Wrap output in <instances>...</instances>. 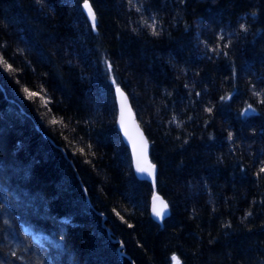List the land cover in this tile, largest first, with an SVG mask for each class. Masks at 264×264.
Returning a JSON list of instances; mask_svg holds the SVG:
<instances>
[{
  "label": "trees",
  "instance_id": "trees-1",
  "mask_svg": "<svg viewBox=\"0 0 264 264\" xmlns=\"http://www.w3.org/2000/svg\"><path fill=\"white\" fill-rule=\"evenodd\" d=\"M90 1L98 32L78 0H0V264H264V0ZM113 78L149 139L163 227Z\"/></svg>",
  "mask_w": 264,
  "mask_h": 264
},
{
  "label": "water",
  "instance_id": "water-1",
  "mask_svg": "<svg viewBox=\"0 0 264 264\" xmlns=\"http://www.w3.org/2000/svg\"><path fill=\"white\" fill-rule=\"evenodd\" d=\"M91 22L93 24L92 20H91ZM96 22H97V20L95 17V25H96ZM119 89H120V91H117V89L115 91L116 104H117V108H118V116L116 119L117 129L119 130V132L121 134L123 142L128 146V148L131 152L134 174L136 175V177L138 179L149 182L151 187H152L153 194L150 198V205H149L150 217L154 221H156L157 223L162 225L164 220L170 215L171 207H170L168 201L164 198V196L160 192L157 191V184H156L157 167L150 160V142L148 140V137H147L144 129L141 127V125H140V123L136 117L134 108L132 106V103H131V100H130L128 94L122 88H119ZM122 111H123V115H124V124L128 128V131L131 134V138H129V136L125 135L124 128L121 127ZM247 114L248 115L252 114L251 108L248 109ZM141 138L145 142L146 146L144 148L143 155L140 157V164H141V166L154 165L155 167L152 170V173H153L152 175H149L148 173H141V172L137 171V157H138V154L140 151V140H141ZM134 142H135V147H134ZM154 198H156V199H154ZM161 201H163L164 203L167 204V208L164 209L165 214L162 217H156L153 213V207L155 205V207L157 209H160ZM104 226L106 227V229L110 235L109 229L107 228V226L105 224H104ZM118 241L119 240H117V239H113V242H118ZM121 247H123V244H120L119 249ZM119 249H118V251H119V253H121V251ZM122 252L125 256L130 258V256L128 255V253H126V251L123 250Z\"/></svg>",
  "mask_w": 264,
  "mask_h": 264
},
{
  "label": "snow or ice",
  "instance_id": "snow-or-ice-1",
  "mask_svg": "<svg viewBox=\"0 0 264 264\" xmlns=\"http://www.w3.org/2000/svg\"><path fill=\"white\" fill-rule=\"evenodd\" d=\"M84 8H86V9L88 10V15H89V17H91V19H92V21H93V25H92V26H93V28H95V14H94V12H93V10H92V8H91V5L88 3V0H84ZM145 23H146V22H145ZM150 26L152 27V29H153V33L155 34V32H156V22H155V18H153V23H152V25H150ZM241 29L244 30V31H247V29L244 27V25H241ZM220 39H223V36H221ZM224 46L227 47L228 45L225 44ZM214 51H215V49H214ZM107 69H108V71H112V65H111V63H107ZM112 83H115V79H114V78H113V80H112ZM24 91H25V92H28V89L25 88ZM117 91H120L118 85H117ZM37 95H38V93H35V92H28V96H29L30 99H31V98H35ZM224 99H225V97H221V100H224ZM45 103H47V101H46ZM249 107H250V106H249ZM206 110L209 111V112L212 111L211 108H208V109H206ZM247 111H248V110L246 109L245 112H247ZM241 114L243 115L244 113H241ZM53 123H55V121H53ZM121 127L124 128V133H125V135H126V136H129V138H131V134H130V132L128 131V128H127V127L125 126V124H124V115H123V111H122V115H121ZM228 138H229V140L232 139V134H231V133H229ZM145 146H146V145H145V142H144L143 139L141 138V140H140V151H139V154H138V157H137V171H139V172H141V173H148L149 175H152V174H153V173H152V170H153L154 167H155L154 165L141 166V164H140V157L143 155V152H144V148H145ZM134 147H135V142H134ZM260 173H264V167H261V168H260L258 175H259ZM154 199H156V198H154ZM166 208H167V204L164 203L163 201H161V207H160V209H157V208L155 207V205H154V207H153V213H154V215H155L156 217H162V216L165 214V213H164V209H166ZM249 215H250V213H249ZM171 260H172L173 262H175V264H180L179 259H178L175 255H173V256L171 257Z\"/></svg>",
  "mask_w": 264,
  "mask_h": 264
},
{
  "label": "bare ground",
  "instance_id": "bare-ground-1",
  "mask_svg": "<svg viewBox=\"0 0 264 264\" xmlns=\"http://www.w3.org/2000/svg\"><path fill=\"white\" fill-rule=\"evenodd\" d=\"M88 3L91 5V8H92V10H93V12H94V14H95V17H96V20H97V22H96V25H95V28H93V24H92V22H91V18L89 17V15H88V10L86 9V8H84V0H78V6H79V8H80V10H81V12L86 16V18L88 19V22H90V24H91V26H92V29H93V31L94 32H98V28H97V25H98V16H97V14H96V11H95V9H94V7H93V5H92V3H91V1L90 0H88ZM115 79V78H114ZM117 85L119 86V88H122L127 94H128V92L123 88V86H122V84H120L118 81H116L115 80V83H114V97H115V91H116V89H117ZM128 96H129V94H128ZM129 98H130V96H129ZM130 100H131V98H130ZM115 102H116V97H115ZM131 103H132V101H131ZM116 106H117V104H116ZM132 106H133V104H132ZM134 108V107H133ZM250 109V108H249ZM251 109H252V114L255 112V110L251 107ZM134 111H135V109H134ZM135 114H136V112H135ZM246 115H247V112H246ZM117 116H118V108H117V113H116V119H117ZM136 117H137V115H136ZM138 119V118H137ZM139 121V120H138ZM140 123V122H139ZM141 125V124H140ZM142 127V126H141ZM143 128V127H142ZM120 133V132H119ZM146 133V132H145ZM147 135V134H146ZM44 136L45 137H48L45 133H44ZM149 140V139H148ZM125 144V143H124ZM126 145V144H125ZM127 146V145H126ZM127 148H128V146H127ZM150 149H151V145H150ZM128 150H129V148H128ZM129 154H130V159H131V167H132V171H133V174H134V170H133V162H132V155H131V152H130V150H129ZM150 160H151V157H150ZM151 162H152V160H151ZM153 163V162H152ZM157 167V166H156ZM157 172H158V169H157ZM134 176L136 177V175L134 174ZM157 176V175H156ZM137 178V177H136ZM138 179V178H137ZM140 180V179H139ZM149 183V182H148ZM150 184V183H149ZM156 184H157V177H156ZM151 186V185H150ZM151 189H152V187H151ZM157 191L159 192V190H158V187H157ZM84 194H85V197H86V200H87V202L88 203H91V201H90V198H89V196H88V194H87V191H86V189L84 188ZM152 194H153V190H152ZM162 194V193H161ZM163 195V194H162ZM152 196V195H151ZM164 196V195H163ZM151 198V197H150ZM164 198H165V196H164ZM166 199V198H165ZM167 200V199H166ZM168 201V200H167ZM150 205V204H149ZM100 214H101V217H102V224H103V226H104V224L106 225V223H105V219H106V216H105V214L104 213H101L100 212ZM171 214V213H170ZM165 221V220H164ZM104 222V223H103ZM156 222V221H155ZM159 224V223H158ZM163 225H164V222H163V224L162 225H160L161 227H163ZM107 226V228L109 229V231H110V235H109V233H108V231H107V229H106V227H105V229H106V232H107V234H108V236L111 238V240L113 241V239H117V240H119L118 242H115V243H117L118 245H117V247H116V253H117V255L118 256H125L124 254H123V250L125 251V249H124V243H123V241L120 239V238H113V234H112V231H111V229H110V227L108 226V225H106ZM24 230H25V232H28V234H30V235H33L34 236V238H35V240L37 241V242H44V241H49L48 240V236L46 235V234H43V233H41V232H37L35 229H33V227L31 228V226L29 225V226H27V225H25L24 226ZM120 244H123V247H121L120 249H119V246H120ZM118 249L121 251V253H119V251H118ZM127 253V252H126ZM173 255H175V256H177V257H179L177 254H172V256ZM171 256V257H172ZM125 257H127V256H125ZM171 257H170V264H171ZM128 258V257H127ZM130 260H131V258H129ZM133 262V261H132ZM133 264H134V262H133Z\"/></svg>",
  "mask_w": 264,
  "mask_h": 264
},
{
  "label": "rangeland",
  "instance_id": "rangeland-1",
  "mask_svg": "<svg viewBox=\"0 0 264 264\" xmlns=\"http://www.w3.org/2000/svg\"><path fill=\"white\" fill-rule=\"evenodd\" d=\"M115 125H116V128H117V124H116V120H115ZM118 130V129H117ZM119 131V130H118ZM120 136H121V134H120ZM122 138V137H121ZM177 257V256H176ZM178 259H179V261H180V264H182V262H181V260H180V258L179 257H177ZM171 264H175V262H173L172 260H171Z\"/></svg>",
  "mask_w": 264,
  "mask_h": 264
}]
</instances>
